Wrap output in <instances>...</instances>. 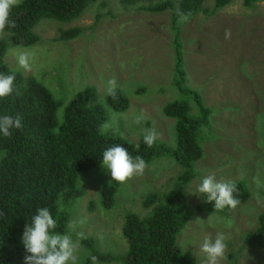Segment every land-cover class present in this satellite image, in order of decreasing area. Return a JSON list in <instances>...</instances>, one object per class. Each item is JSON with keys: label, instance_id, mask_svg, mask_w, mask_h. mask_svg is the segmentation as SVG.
<instances>
[{"label": "rangeland", "instance_id": "1", "mask_svg": "<svg viewBox=\"0 0 264 264\" xmlns=\"http://www.w3.org/2000/svg\"><path fill=\"white\" fill-rule=\"evenodd\" d=\"M206 6L212 11L214 0H207ZM172 20L170 10L152 13L120 0L96 2L73 21L42 20L34 29L38 42L30 47L11 45L5 63L34 77L64 105L87 87L95 88L98 101L104 103L107 81L116 79V90L122 91L130 104L125 112H110L107 123L111 127L103 131L136 144L143 139L145 129H154L156 141L172 147L176 123L163 109L183 96L173 83L176 34ZM177 26L187 86L212 110L203 134V155L195 164L196 176L184 189L194 214L179 234L178 245L197 264H207L201 245L206 237L214 239L222 233L227 251L219 264H264V248L244 243L264 212V2L249 8L242 0H234L215 14L200 13ZM72 28H80L81 34L61 41V32ZM225 29L231 31L229 40L225 39ZM22 50L33 53L27 70L16 61ZM189 103L195 113L194 103ZM138 116L143 117L140 123H136ZM180 172L172 158L157 159L148 164L142 176L125 184L111 182L117 193L113 207L106 209L98 190L111 181V175L101 165L79 178L84 196L73 202L61 197L59 207L70 222L85 220L77 230L94 238L98 249L124 255L129 248L122 234L126 214L145 217L149 213L143 206L147 196L171 190ZM208 175L218 181L244 182L250 199L226 213L197 212L196 207L205 199L196 191L197 185ZM86 252L82 246L80 262Z\"/></svg>", "mask_w": 264, "mask_h": 264}, {"label": "trees", "instance_id": "2", "mask_svg": "<svg viewBox=\"0 0 264 264\" xmlns=\"http://www.w3.org/2000/svg\"><path fill=\"white\" fill-rule=\"evenodd\" d=\"M103 1L20 0L9 17L15 27L0 33V73L16 76L13 93L0 99V115L22 117L21 129H14L10 137L0 134V264H24L23 232L39 208L50 210L56 220V232H67L70 219L66 211L60 209L59 199L63 197L73 202L83 197L85 191L79 178L101 166L104 150L116 144L133 157H143L147 164L164 157L172 158L181 172L171 190L147 196L143 206L149 213L145 217L126 214L122 228L129 247L126 254L105 253L95 246L94 238L87 237L81 242L87 252L80 264H92L93 255L98 263L197 264L179 247L178 236L194 214L184 189L196 176L195 164L203 155V134L210 125L212 110L197 91L187 86L176 9L191 12L192 16L211 15L234 0H214L212 11L206 6L207 0H120L124 5L139 6L152 13L172 11L176 34L173 83L183 95L163 109L165 116L175 119L176 123L172 147L159 141L148 147L143 139L133 144L118 134L103 131L101 125L107 123L110 112L122 113L129 108L130 101L122 91L116 90L115 97L107 95L101 103L97 90L87 87L64 105L34 77H27L5 63L11 45L30 47L38 42L34 29L42 20L70 22L79 18L90 5ZM242 1L249 8L264 2ZM80 34V28H72L62 31L59 39L68 42ZM189 100L194 103L195 113ZM235 183L239 205L245 204L251 197L249 188L244 182ZM98 193L102 206L111 209L117 186L106 183ZM230 209L215 210L212 203H206V197L196 207V211L202 213H226ZM244 243L264 248V212L259 216L257 228L246 234Z\"/></svg>", "mask_w": 264, "mask_h": 264}, {"label": "clouds", "instance_id": "3", "mask_svg": "<svg viewBox=\"0 0 264 264\" xmlns=\"http://www.w3.org/2000/svg\"><path fill=\"white\" fill-rule=\"evenodd\" d=\"M20 0H0V33L6 28H14L15 22L10 21V13L13 7L18 6ZM177 23L180 25L190 21L192 13H185L179 8L176 9ZM225 39L231 38V31L225 29ZM33 53L29 50L19 51L16 61L23 69L30 68V59ZM15 74L0 73V99L10 96L14 91ZM118 83L111 78L107 81L106 92L115 97ZM142 116L136 118L140 123ZM111 127L109 123L101 125L103 130ZM22 128V117L20 115H0V134L10 137L14 129ZM158 135L154 129H145L143 142L152 147ZM102 165L111 175V181L125 184L134 176H142L148 167L145 159L139 155L133 157L123 146L119 144L108 147L103 152ZM196 191L199 196L206 197V203H212L215 210H222L225 207L235 208L240 201L235 193L238 189L236 183L231 180H217L214 175L202 178L197 185ZM189 194H193L188 190ZM196 195V194H195ZM211 216L209 217V219ZM85 223L84 219L72 221L67 225L69 231L65 233L56 232V220L50 210L46 207L39 208L31 222L26 225L22 236V243L26 250L24 264H80L81 242L86 239L83 231H78V226ZM200 251L206 254L207 264H219L225 257L227 251L226 238L222 233H217L215 238L206 237L201 245ZM92 264H98L96 256L90 257Z\"/></svg>", "mask_w": 264, "mask_h": 264}]
</instances>
